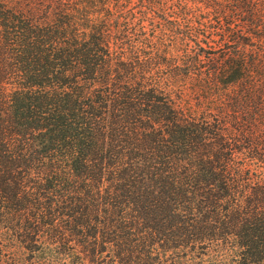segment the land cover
I'll use <instances>...</instances> for the list:
<instances>
[{
	"label": "trees",
	"instance_id": "trees-1",
	"mask_svg": "<svg viewBox=\"0 0 264 264\" xmlns=\"http://www.w3.org/2000/svg\"><path fill=\"white\" fill-rule=\"evenodd\" d=\"M124 1L0 0V264H264V0Z\"/></svg>",
	"mask_w": 264,
	"mask_h": 264
},
{
	"label": "rangeland",
	"instance_id": "rangeland-1",
	"mask_svg": "<svg viewBox=\"0 0 264 264\" xmlns=\"http://www.w3.org/2000/svg\"><path fill=\"white\" fill-rule=\"evenodd\" d=\"M128 1V2H127ZM124 1L125 7L120 10L112 9V17H118L122 25L124 26L125 32L127 33L128 39L132 41H142L143 39L152 38L154 34L152 32V28L147 22L145 18L146 14L150 13L149 7L142 3L140 0H127ZM169 13V12H168ZM169 19L172 21L175 19V14L169 13ZM154 41V40H153ZM166 49L170 50V57L174 66H182V52L183 48H179L181 50L172 49L171 44H166ZM171 70L169 69H159L156 71L158 77L163 78L167 72ZM5 261L9 264H22L24 260L28 257V254L25 251L18 250L17 248L8 249L2 252Z\"/></svg>",
	"mask_w": 264,
	"mask_h": 264
}]
</instances>
